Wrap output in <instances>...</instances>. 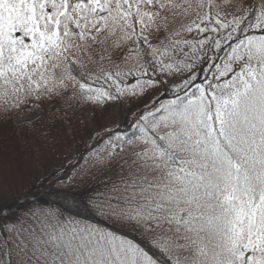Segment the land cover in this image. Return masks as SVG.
<instances>
[{
	"label": "snow or ice",
	"instance_id": "obj_1",
	"mask_svg": "<svg viewBox=\"0 0 264 264\" xmlns=\"http://www.w3.org/2000/svg\"><path fill=\"white\" fill-rule=\"evenodd\" d=\"M14 121L63 159L0 204V264H264V0H0Z\"/></svg>",
	"mask_w": 264,
	"mask_h": 264
},
{
	"label": "trees",
	"instance_id": "obj_2",
	"mask_svg": "<svg viewBox=\"0 0 264 264\" xmlns=\"http://www.w3.org/2000/svg\"><path fill=\"white\" fill-rule=\"evenodd\" d=\"M74 123V122H73ZM39 128V127H38ZM42 129H35V131H29L28 129H24L21 127H14L12 122L6 123V124H0V142H3L8 148H9V153L13 154L12 157L13 159L20 160V161H25L29 163H32V157H31V152L33 146L37 143L39 140L40 143H43V139L40 137V132ZM125 131H129V127L125 128ZM57 131L54 130V128L51 130L50 136H56ZM46 150H49L45 148ZM74 150V148H73ZM53 151V150H49ZM44 151L40 152L42 156L40 157V160H46L44 157L45 155L43 154ZM38 160V159H37ZM43 166H38L37 170H35V166H32L30 169H28V174H27V182H28V191H32L35 193L36 196L42 195L45 189H50L52 191H55L56 188L52 187L50 184L43 182V177H45L47 174L51 173L54 171L57 167L55 166L54 170L50 171L51 168V162L52 160H47ZM24 195L19 196L21 199L18 201V203L23 204L24 200L22 197ZM17 198V197H16ZM14 198L11 201H6L5 203H10L13 207H15L17 203V199ZM35 196L29 197V199H34ZM3 204V203H0Z\"/></svg>",
	"mask_w": 264,
	"mask_h": 264
},
{
	"label": "rangeland",
	"instance_id": "obj_3",
	"mask_svg": "<svg viewBox=\"0 0 264 264\" xmlns=\"http://www.w3.org/2000/svg\"><path fill=\"white\" fill-rule=\"evenodd\" d=\"M89 110L85 109L80 115L83 118L84 116H86L88 114ZM128 116V110L125 108V110L123 111V113L120 111L119 109V105H115V104H110L108 106V108L102 112H100L97 115V124L96 125H92L91 127H96L100 124H108V125H112L114 123H118L121 127L122 131H125V128L128 127V124L125 123L126 117ZM75 123V121H74ZM14 127H20L18 122H12ZM39 127V128H38ZM37 129H42L44 128L43 125L38 124L36 126ZM81 132L84 135V138L87 139V134L88 131L91 130V128L89 129H85L82 125L80 126ZM54 130L57 131L56 133V137H62L63 136V130L62 128H56L54 127ZM62 143H64L65 145H67V141H62ZM74 148V146H73ZM43 154L45 155V159L46 160H40V157L42 156L41 154H37V158L35 161H32V164L35 166V170H37L38 166H43V164H45L46 162H48L47 160H52L51 162V170L55 169V166H59L62 162L63 157L60 155V151L56 150V151H49V150H44ZM13 154L9 155V158L13 161V163H15L17 160L13 159L12 157ZM38 159V160H37ZM29 163L30 160H29ZM27 174H28V168L26 167V170L24 172L23 175H19L17 174L16 179L11 180L9 182L8 185L4 186V188L2 190H0V203H5L6 201H11L16 197L22 196L24 194L27 193L28 191V182H27Z\"/></svg>",
	"mask_w": 264,
	"mask_h": 264
}]
</instances>
